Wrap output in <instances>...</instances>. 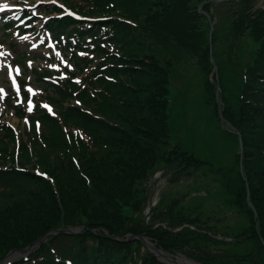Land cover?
Here are the masks:
<instances>
[{
  "label": "trees",
  "instance_id": "1",
  "mask_svg": "<svg viewBox=\"0 0 264 264\" xmlns=\"http://www.w3.org/2000/svg\"><path fill=\"white\" fill-rule=\"evenodd\" d=\"M258 1L65 0L93 20H50L68 57L65 79L51 83L42 79L48 72L38 75L54 115L38 104L22 134L0 124V261L55 234L13 264H163L138 236L170 254L193 249L208 259L185 253L215 264L201 245L209 243L213 253L227 243L223 234L197 228L206 216L201 207L176 213L174 204L168 207L160 223L185 226L179 233L144 226L147 187L161 165L181 178L200 168L218 175L228 195L223 204L247 222L227 238L247 242L248 254L233 256L234 264H264V5ZM199 7L214 21L211 41L212 23ZM187 59L203 76L202 101L213 123L235 139L232 165L186 145L188 137L200 140L197 133L177 135L169 85ZM187 77L182 95L193 87ZM217 87L222 119L240 136L241 154L238 136L219 118ZM14 112L25 115L23 108ZM73 228L79 233H60Z\"/></svg>",
  "mask_w": 264,
  "mask_h": 264
},
{
  "label": "rangeland",
  "instance_id": "2",
  "mask_svg": "<svg viewBox=\"0 0 264 264\" xmlns=\"http://www.w3.org/2000/svg\"><path fill=\"white\" fill-rule=\"evenodd\" d=\"M28 1L29 2L26 3L27 6L39 5L41 9H45L46 7L52 8L54 4L55 6H61L62 3L66 8L70 7L65 2V0ZM66 1L69 3L75 2L78 5H85L87 0ZM216 1L220 2L224 0ZM234 1L235 3L237 2V0ZM263 2L264 0H259L258 6H262ZM17 4H24V0H0V5ZM222 7H225L226 9V6L224 5L220 6L219 9L223 10ZM201 14L205 15V18H207V21L205 22H209L210 24L212 23L210 28H213L214 21L211 22L209 15H206L204 11H201ZM222 14L223 12L220 11V16H222ZM43 17L44 15L40 14L39 20L34 23V26L40 28L42 26L40 24ZM25 43L30 45L29 51L31 52H28L30 57H46V51L44 52L40 47H38L37 38H35L31 33L27 35L14 33L10 34L8 38H5L3 32L0 31V121L8 123L14 129H17L16 134H22V132L27 129H25V127H28V125L26 114L20 116L23 117V119H18L13 116L14 106H16V104L23 105V107L26 109H24V112H29L31 108L29 107V104L25 102L16 101L11 97L13 99L12 101L11 98L8 97L9 93H11L13 90L11 88V82L10 87L8 86V82H6L8 81L9 75L6 74L5 70L8 65L14 64L13 61L15 60L16 56L22 52L23 45ZM11 45H15V47H12ZM6 53H9L10 55L7 56L5 55ZM49 53L51 56L55 55V52L53 51ZM63 59L64 58H62L61 55L58 53L56 54V61L62 63L64 62ZM54 63L56 62L51 61V68H56V66H54L56 64ZM31 64L29 63L27 65L29 66ZM34 64L36 65V61L33 62V65ZM43 64L44 63L42 61L37 63L38 66ZM23 72L25 73H23V75L21 73L20 78L26 79L29 85L33 86L35 92H33L31 95L35 97V100L37 99L38 104V99H43L44 95L42 91V84L36 80L35 75H31L32 73L29 70L25 71L23 68ZM176 74H174L173 78L170 80V92L168 94V100L171 101V103L168 104V110L171 112V117L174 118L175 128L180 131L177 135L183 138V136L187 137L188 134L189 136H192L193 132L197 133L200 137V140L192 141L191 137H188L186 140L184 139V141L186 145L190 147L192 146L195 149H199L200 151H197L199 156L204 157L206 160H209L210 158L209 161H213L211 157H216L218 164H222L223 166L234 164L235 152H238L237 144L234 138L226 137L224 134L220 133L218 128H216L215 123H213V120L211 119L212 114L208 113V110L202 101L206 92H204V88L202 86L203 76L200 74L196 62L192 59L185 60L180 65ZM188 75L192 77L191 83L193 84V87L186 95H182V91L184 90V88H182V84L184 82L183 79ZM186 79H188V77ZM9 80L12 81V76H10ZM2 87L6 89L8 96L3 93ZM31 88L32 87H29L30 91ZM216 89L219 91L218 87ZM7 101H10L11 104L5 106ZM42 106H44V104H42ZM170 126L172 127L171 123ZM226 159H228V161ZM173 172L159 165L152 174L151 180L149 181L147 187L149 198L144 205V212L142 213L145 223L144 226L150 225L153 228H159L164 231H168L171 234H176L183 231L185 226L167 227L165 223H160V219L164 218L168 207L174 204V206H176L174 208L175 213L178 212L180 207H184L185 209L201 207L200 210L205 213L206 216H204L202 219L203 223L198 224L197 228L204 232H215V237L219 239H221L220 234H223L225 237L224 241L227 243V246L214 247L212 248L213 253H210V251L206 249L209 243L204 241V244L201 245L200 252L209 254V256L212 258L211 261L215 264H234L233 256L242 257L243 255L248 254L245 249L247 242L235 245V243L239 241L238 238H232L231 242L229 239H227L230 234L234 233L236 229H239L240 224H246L247 222L243 216H240L236 212V209L229 208L223 204V201L228 199V195L224 193L222 189L223 183L221 184V182L218 180V175L212 173L209 174V176H206L204 174L205 170L202 168L192 173L191 176H187L188 178L178 177L173 174ZM207 218H210V220L208 221ZM72 232L74 234L79 233V228H73ZM143 238L145 241L156 246L155 242H152L145 237ZM185 252L192 254L194 257L198 256L203 259H208V255L197 254V252L193 249H189ZM185 252H177L176 254H171V256H181L193 264H201L195 258L188 256ZM11 255L15 256L14 260L22 256V254L15 251H11L10 256ZM154 255L158 258L156 254ZM158 261L166 264L160 260Z\"/></svg>",
  "mask_w": 264,
  "mask_h": 264
},
{
  "label": "water",
  "instance_id": "3",
  "mask_svg": "<svg viewBox=\"0 0 264 264\" xmlns=\"http://www.w3.org/2000/svg\"><path fill=\"white\" fill-rule=\"evenodd\" d=\"M212 30H213V28H211L210 29V41H211V33H212ZM215 97H216V100H217V102H218V114H219V118H220V120H221V122L223 123V124H226L224 121H223V119H222V108H221V106H222V102H221V100H220V98H219V92H218V90L216 89V91H215ZM227 125V124H226ZM228 128V127H227ZM228 131H230L231 133H234V131L233 130H230L229 128H228ZM236 135L238 136V138H239V149H240V154H241V152H242V142H241V139H240V136L236 133ZM247 197H248V194H247ZM248 203H249V206H251V203L248 201ZM61 233H73L72 232V230H67V232L66 231H62ZM54 235V234H53ZM48 236H52V234H48V235H46L45 237H43L42 239H39V240H37L34 244L35 245H39L40 243H42ZM112 239H114V238H112ZM139 240H141L145 245H147L150 249H152L154 252H156V253H159L160 252V250L159 249H157V248H155V247H153L151 244H149L148 242H146L145 240H143V238L142 237H139ZM31 249H24V250H20V251H16V252H18V253H27V252H29ZM10 255V253L8 254V256ZM166 255H168V256H171V255H169V254H166ZM7 256V257H8ZM172 257V256H171ZM2 263V262H1ZM0 263V264H1Z\"/></svg>",
  "mask_w": 264,
  "mask_h": 264
},
{
  "label": "bare ground",
  "instance_id": "4",
  "mask_svg": "<svg viewBox=\"0 0 264 264\" xmlns=\"http://www.w3.org/2000/svg\"><path fill=\"white\" fill-rule=\"evenodd\" d=\"M156 255L158 256V258H159L161 261H163V262H165V263H167V264H193L192 262L187 261L186 259H184V258L181 257V256H177V257H173V258H172V257H170V256H168V255L163 254L162 252H159V253H157ZM14 258H15L14 255L9 256V257L4 261L3 264H8V263H10Z\"/></svg>",
  "mask_w": 264,
  "mask_h": 264
},
{
  "label": "snow or ice",
  "instance_id": "5",
  "mask_svg": "<svg viewBox=\"0 0 264 264\" xmlns=\"http://www.w3.org/2000/svg\"><path fill=\"white\" fill-rule=\"evenodd\" d=\"M7 7V5L0 6V11H4Z\"/></svg>",
  "mask_w": 264,
  "mask_h": 264
}]
</instances>
